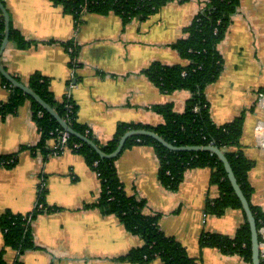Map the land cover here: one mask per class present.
Returning a JSON list of instances; mask_svg holds the SVG:
<instances>
[{
  "label": "crops",
  "instance_id": "1",
  "mask_svg": "<svg viewBox=\"0 0 264 264\" xmlns=\"http://www.w3.org/2000/svg\"><path fill=\"white\" fill-rule=\"evenodd\" d=\"M1 1L12 28L29 43L20 49L10 41L1 58L3 67L28 87L35 74L48 79L56 100L70 96L78 107V121L101 143L111 141L123 123L164 124L158 106L172 104L178 114L186 110L189 91L164 93L145 71L155 63L188 64L176 44L209 0H171L149 18L135 17L128 23L115 13H87L79 24L50 0ZM218 49L223 72L206 89L212 119L224 125L244 115L242 145L256 162L249 174L255 189L252 202L264 208V141L257 131L264 112L256 106L264 92V0H240ZM1 76L0 104H6L11 92ZM40 140L29 100L0 118V157L18 155L14 167L0 165V215L29 214L41 187L46 191L45 205L51 208L32 223L35 248L22 255L9 250L7 263L133 264L120 258L144 242L115 215L95 207L102 188L98 174L72 149L57 155L39 151ZM49 145L53 147L54 141ZM116 167L127 192L146 202L144 212L159 215L161 231L180 242L199 264H248L237 255L199 245L207 233L234 237L245 223L241 210L228 209L220 217L207 214L208 201L220 197L210 183L209 168L189 170L172 191L159 180L160 161L149 145L123 150ZM3 247L0 227V251Z\"/></svg>",
  "mask_w": 264,
  "mask_h": 264
},
{
  "label": "trees",
  "instance_id": "2",
  "mask_svg": "<svg viewBox=\"0 0 264 264\" xmlns=\"http://www.w3.org/2000/svg\"><path fill=\"white\" fill-rule=\"evenodd\" d=\"M56 6H62L72 14L79 24L83 15L98 14L119 15L124 23L135 17L145 20L158 13L171 0H50ZM187 1V0H185ZM240 0H209L206 7L195 17L190 27L185 29L186 37L176 44V49L187 65L165 66L153 64L145 72L149 79L164 93L171 94L178 90L191 93L186 110L176 113L172 104L158 106L157 111L165 118V123L156 127L139 124H120L116 134L106 144L101 143L86 126L78 121V107L70 96L62 101L56 100L50 89L48 79L39 74L30 78V88L78 134L92 141L103 153L110 155L118 147L120 139L131 130L145 129L161 136L167 143L175 147H217L229 161L244 195L251 205L258 231L264 225V208L253 205L255 189L250 182L249 174L256 162L248 158L242 145L244 115L231 123L217 125L211 115V108L206 96V89L221 76L224 68L223 57L219 45L227 36L232 17L239 9ZM6 22L0 8V48L5 38ZM10 41L20 49L29 43L12 26ZM76 58V57H74ZM4 86L10 89L8 103L0 104V118L15 113L25 102L32 104L33 118L37 123L41 140L37 149L51 154L53 148L50 141L57 145L59 131L64 129L38 102L15 88L6 78L1 76ZM264 93V92H263ZM262 94V93H260ZM42 113V116L39 115ZM78 144L74 151L81 154L89 167L101 180V194L95 207L105 215H115L130 233L139 236L144 245L132 249L121 261L133 264H149L155 260L162 264H199L190 257L185 247L173 237H168L159 227V215L146 214V202L130 195L120 182L116 158L103 159L90 145L76 136L70 135L69 147ZM54 145V146H55ZM134 145H149L154 148L160 161L159 180L169 190L175 191L183 182L186 173L193 169L209 168L211 185L219 190L220 197L209 200L207 213L223 216L228 209L241 210L245 223L234 237L222 234H204L200 239L201 249L215 248L224 255H237L248 264H252V242L250 226L247 222L242 203L238 198L225 170L223 162L209 151H176L170 150L157 140L147 136L130 138L125 149ZM18 155L0 157V165L14 167ZM46 191L41 187L35 208L26 215L14 214L10 211L0 215V227L4 235V247L0 251V264H9L5 255L15 250L19 255L35 248L32 223L45 211H51L45 205ZM260 236V235H259ZM260 242H262L260 236ZM12 264H23L17 260ZM261 264L264 259L261 258Z\"/></svg>",
  "mask_w": 264,
  "mask_h": 264
},
{
  "label": "water",
  "instance_id": "3",
  "mask_svg": "<svg viewBox=\"0 0 264 264\" xmlns=\"http://www.w3.org/2000/svg\"><path fill=\"white\" fill-rule=\"evenodd\" d=\"M0 8L3 12L5 22H6V31H5V38L2 43V46L0 48V74L6 78L15 88L21 89L25 94H27L29 97L33 98L36 102H38L49 114H51L57 122L60 124V126L67 131L70 135L76 136L80 138L82 141L87 143L88 145L92 146L98 154L103 158H116L121 155L123 152L125 145L127 141L132 138V137H137V136H147L151 137L155 140H157L159 143L164 145L170 150H176V151H209L213 154H215L224 164L225 170L228 174V178L238 196L240 199L243 210L246 215L247 222L250 226V231H251V242H252V264H261V251H260V236H259V231L257 228V223L256 219L254 216V213L251 209V205L249 201L247 200L246 196L244 195L241 187L238 184L237 178L233 172V169L227 160L226 156L222 151H220L217 147L214 146H208V147H175L169 143H167L161 136H159L157 133L145 129H139V130H131L127 132L121 139L118 144V147L116 151L110 155H107L103 153L92 141L89 139L83 137L82 135L78 134L75 132L57 113L56 111L48 105L43 99H41L30 87L24 85L23 83L19 82L17 79H15L11 74H9L6 69L3 67L1 63V58L2 55L7 48L9 42H10V30H11V20L9 13L0 0Z\"/></svg>",
  "mask_w": 264,
  "mask_h": 264
},
{
  "label": "built area",
  "instance_id": "4",
  "mask_svg": "<svg viewBox=\"0 0 264 264\" xmlns=\"http://www.w3.org/2000/svg\"><path fill=\"white\" fill-rule=\"evenodd\" d=\"M256 106L258 109L264 112V93L259 94L258 99L256 101ZM40 116H42V113H39ZM257 131L261 137V139L264 141V119L260 120L257 125ZM59 141L58 144L53 146V153L55 155L59 154L64 149H78L80 146L78 144H74L73 147H69V141H70V134L63 130L59 131ZM208 214V213H207ZM207 215H205L206 217ZM259 235L261 236L262 242H260V251H261V258L264 259V225L259 231Z\"/></svg>",
  "mask_w": 264,
  "mask_h": 264
}]
</instances>
